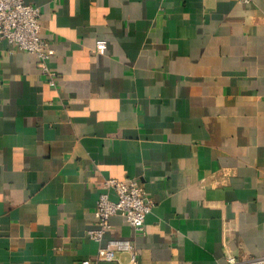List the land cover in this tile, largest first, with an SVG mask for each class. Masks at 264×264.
Returning <instances> with one entry per match:
<instances>
[{
  "label": "crops",
  "instance_id": "0c3cea01",
  "mask_svg": "<svg viewBox=\"0 0 264 264\" xmlns=\"http://www.w3.org/2000/svg\"><path fill=\"white\" fill-rule=\"evenodd\" d=\"M25 2L57 75L0 40V264L264 255V0ZM126 177L155 202L144 233L115 214L91 238L103 181Z\"/></svg>",
  "mask_w": 264,
  "mask_h": 264
},
{
  "label": "built area",
  "instance_id": "2783aa9c",
  "mask_svg": "<svg viewBox=\"0 0 264 264\" xmlns=\"http://www.w3.org/2000/svg\"><path fill=\"white\" fill-rule=\"evenodd\" d=\"M246 1V0H244ZM39 6L28 4L25 0H0V40H6L14 47L34 54L38 59V66L46 75L48 82H56V72L51 69L47 61L55 50L51 42L41 35ZM106 41H96V50L104 53ZM99 192L95 215L97 225L89 229L88 235L101 241L105 231L110 227V218L115 214L122 215L138 233H144L145 216L154 207V200L147 197L137 177L123 179L107 178L102 183ZM113 191L115 199H111L109 192ZM127 249L133 253L132 245L127 241H109L101 247L106 259L114 255V249ZM81 264H89L83 260ZM225 264H264V255L235 258L228 255Z\"/></svg>",
  "mask_w": 264,
  "mask_h": 264
}]
</instances>
